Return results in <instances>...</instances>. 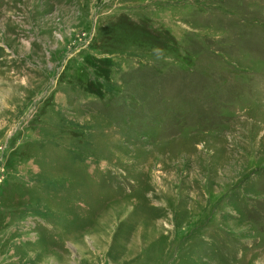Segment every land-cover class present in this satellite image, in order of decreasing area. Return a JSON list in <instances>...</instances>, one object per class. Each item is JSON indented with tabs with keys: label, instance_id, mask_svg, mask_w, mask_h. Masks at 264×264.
<instances>
[{
	"label": "rangeland",
	"instance_id": "obj_1",
	"mask_svg": "<svg viewBox=\"0 0 264 264\" xmlns=\"http://www.w3.org/2000/svg\"><path fill=\"white\" fill-rule=\"evenodd\" d=\"M0 264H264V0H0Z\"/></svg>",
	"mask_w": 264,
	"mask_h": 264
}]
</instances>
